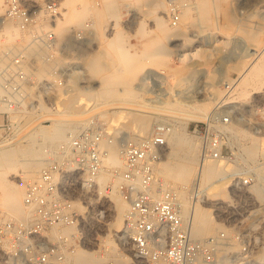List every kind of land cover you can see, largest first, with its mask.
<instances>
[{
  "label": "built area",
  "instance_id": "built-area-1",
  "mask_svg": "<svg viewBox=\"0 0 264 264\" xmlns=\"http://www.w3.org/2000/svg\"><path fill=\"white\" fill-rule=\"evenodd\" d=\"M190 1L164 0L166 17L173 26L179 24L182 9ZM62 12L61 0H0V38L5 41L0 51V116L8 118L24 102L31 104L35 92L43 97L61 86L67 65H76L66 57V43H58L54 29ZM8 24L17 28L16 36L6 30ZM90 34L89 21L72 31L78 43ZM40 52L42 61L53 64L44 79L35 75L36 53ZM93 117L79 130L70 131L25 185L21 197L24 216L0 209V264H74L72 254L77 246L86 248L99 241V227L112 211V184L98 180L106 169L104 139L121 146L122 167L113 173L119 180L116 190L128 206L118 237L127 264H213L216 238L203 242L191 238L173 193L154 175L167 148L169 123L158 122L147 136L134 137L108 133ZM231 121L229 111L213 113L192 128L204 158L238 164L228 174L227 198L219 200L224 226L219 250L233 264H264V174L233 143L228 131ZM257 130L264 132V126Z\"/></svg>",
  "mask_w": 264,
  "mask_h": 264
},
{
  "label": "rangeland",
  "instance_id": "rangeland-1",
  "mask_svg": "<svg viewBox=\"0 0 264 264\" xmlns=\"http://www.w3.org/2000/svg\"><path fill=\"white\" fill-rule=\"evenodd\" d=\"M149 1L136 4L137 9L133 10V13H137V18H133L123 5H115L118 6L116 11L114 8L110 13L104 11L100 18L85 12L86 14H82L76 21L67 23L62 34L59 35L55 31L59 38L58 43H66L65 48L68 50L66 57L70 62H76V65H67V74L61 86L43 94V97H39L35 92L33 94L35 99L31 104L30 101L24 102L8 118L0 116V124L3 125L0 127V143L7 138L11 139L10 141L15 139L9 150L17 151L16 159L27 158V154L23 152L27 151L30 144H24L23 136L34 126L52 123L49 116H44L33 124H29L27 120L35 115L37 117L61 110L69 92L74 97L65 108L66 117L61 123L62 137L49 140V144H44L47 148H55L70 131L79 130L93 116L94 122L103 125L108 133L114 135L119 131L134 137L140 136L134 134L135 121L139 118L147 120L150 124L149 133L158 122L169 123L171 130L179 129L180 122L177 116L186 114L193 109L190 105L201 101L206 103L199 110L203 111L200 114L204 115V118L188 119L181 129L186 136L198 143L199 163L205 161L211 163L212 160L203 157L201 141L193 134L192 128L196 121H205L213 113L230 112L232 121L228 131L233 143L239 144L242 151H245L254 137L258 139L259 148L264 150V132L257 133V128L261 129L264 126V83L257 85V88L248 87L247 91L250 92L245 96L237 93L236 86L232 83L243 77L248 66L258 60L255 55L248 54L250 51L248 46L256 48L260 55L264 51V0H226L227 11L221 10L217 15L210 13L209 18L194 15L191 19H184L183 25L180 24L181 17L177 25L180 27L178 28L180 34L177 37L157 28L154 14L150 12V5L147 7ZM95 2L99 4L100 0ZM165 14L164 19L167 20ZM85 21L91 24V34L84 42H75L72 31L81 27ZM259 28H262V31ZM253 31L261 33L255 38L257 40L250 36ZM258 40L260 42L257 45L255 43ZM207 44L211 46L216 44L213 51H208L209 58L201 51L197 58L193 57L187 61L179 59L180 49L193 52L197 48L210 47ZM36 59L38 65L42 61L40 53H36ZM94 63L97 65L96 68L91 66ZM50 64V68L38 79L47 78L48 71L53 65ZM173 103L175 105L172 108L170 104ZM171 108L174 110H170ZM241 130H245L247 134L240 133ZM105 142L108 143L104 139L102 144L109 145ZM118 144L120 145L119 142ZM48 156L49 154L45 155L46 163ZM259 157L264 158V155L248 159L256 162L258 171L259 166L264 165V160H257ZM219 165L228 172L238 167L237 163ZM38 173L29 174V181ZM11 179L19 181L21 176L13 174ZM225 181H228V186L230 183L228 175L214 183L220 184ZM220 196L219 200L227 198V195ZM190 200L204 204L203 207L213 214L215 219L213 222L219 225L217 228L220 230L216 228L214 234H207L203 241L214 237L218 242L219 233L224 226L215 209L205 198H199V194L194 190L190 194ZM0 209L19 216L2 204ZM185 224L189 228L188 221H185ZM102 233L100 230L99 234L103 235ZM224 254L225 251L219 250V257H215L213 264H219L220 259L225 260L224 264H233Z\"/></svg>",
  "mask_w": 264,
  "mask_h": 264
},
{
  "label": "bare ground",
  "instance_id": "bare-ground-1",
  "mask_svg": "<svg viewBox=\"0 0 264 264\" xmlns=\"http://www.w3.org/2000/svg\"><path fill=\"white\" fill-rule=\"evenodd\" d=\"M144 1L145 0H100L99 4H97L95 0L94 2H91L90 0H63L62 17L56 21V26L54 27V29L60 35L64 31L67 23L76 21L82 14H86L85 12H88V15H95L97 16V18H100L102 17V13L104 11L110 13V10L113 8L116 11L118 6L115 5H123L128 13L133 16V18H137V13H133V10L137 9L136 4H140ZM225 2L226 0H192L190 4L183 7L181 12L182 20L180 24L183 25L184 19H191L194 15H198L199 17L203 18H209L211 17L210 13L217 15L221 10L227 11V4ZM147 4V7H149L150 5V12L154 14L157 28L169 33V35L171 36L177 37L180 34L178 32V28L180 27L173 26L169 22L168 18L167 20L164 19V13H166V5L164 0H150ZM259 29H261L262 31V28ZM6 30L10 32L11 36H16L18 33L17 28L11 24H8L6 26ZM259 34L261 33L253 31L250 33V36H252V39H255L259 37ZM259 40L255 44L259 43ZM4 44L5 41L0 38V50L2 49L1 47ZM207 45H210V47H205L202 49L197 48L193 52L184 48L180 49V52L178 53L179 59L181 61H187L199 55L201 51L206 53V58H209L208 51H213L216 47V44H212V46L211 44ZM249 49L250 51L248 52ZM248 50V54L255 55L258 60L257 62H254L248 66V68L245 70L246 73L243 74V77L232 82L236 86L237 93H240L242 96H245L250 92L247 91L248 87L257 88V85H261L262 83H264V51L260 55V52H258V50L254 47L249 48L248 46ZM42 54L43 52H40V55ZM50 66L51 64L47 63L46 61L39 62L36 68L37 70L35 72L36 78L38 79L43 76L46 70L50 68ZM91 66L93 68L97 67L95 63ZM233 90L235 89L233 88ZM68 94L69 95L63 101L61 110H56L54 112L51 111V113L49 112L46 114L44 113L38 115L37 117L35 115L27 120L29 124H33L35 121L41 119L44 116H49L52 120V123L49 125L34 126L23 136L25 142L24 144H30V147H28L27 151L23 152V154H27V158L16 159L15 155H17V151L9 150L10 145L15 142V139H13V141H10L11 139L7 138L6 141L0 143V204L13 211L15 214L17 213V215L21 217L25 215L21 207V197L24 191L23 188L29 182L28 175H31L32 173H38L41 170L42 166L46 163L45 155L49 154V152L54 149L53 147L47 148V146L44 144H49V140L51 141V139H59L60 137H62L61 123L65 120L66 117V115H64V113L67 112L65 108L69 101H71L74 97V95L70 94V92ZM200 102L190 105V107L193 109L187 111L186 114L177 116L178 122H180L179 129H170L171 132H169L167 136L168 144L165 150V154L162 158L163 160L158 162L154 169L156 180H158V182L164 188L170 190L173 193L176 204L178 205L179 215L184 224L185 221H188L191 238L197 242H203V237H206V235L209 233L214 234V231L217 227H219V225L213 222V220H215L212 216L213 214L211 215V213L205 207H203L204 204H199L197 203V201L191 202V192L194 190L197 194H199V198H205L208 204L213 206L216 214L219 216V196H226L225 189L229 180L220 184L214 182L223 180L226 175L232 173V170L228 172L227 169H225L222 165H219V162L216 161H212L211 163L206 161L204 163H199L198 143L190 137L186 136L181 130L188 119L199 120L204 116L200 114L203 111L199 110H201V108L205 106L206 103ZM173 105L175 104H170L172 108L174 107ZM172 108L170 110H174ZM135 127L136 132L134 134L140 136H146L149 134L150 124L147 123V120H142L141 118L137 119L135 121ZM229 130L232 129L229 128ZM239 132L247 134L245 130H241ZM20 137H22V135ZM257 140V137H254L253 141L249 145H247L245 151H243L248 158L254 159L257 155H264V150L259 148V146L257 145ZM102 142H104V140ZM105 144H109L107 146H105L104 144L102 145V147L107 152V155L104 158V165L106 166V169L99 174L98 180L99 182L109 181L112 184V188L109 194V197L111 199L110 209L112 211L107 221H105L102 226L99 227L100 230L104 233H102L103 235L100 236L99 241L94 242L92 245L86 248L81 246L76 247L74 253L72 254L74 264L128 263V256L122 253L121 243L118 242V237L120 235V230L122 227V221L126 214L128 206L123 200H121L116 190V186L119 180L113 173L115 170L122 167V160L120 155L121 146L114 140L110 143L105 142ZM44 147H46V149H44ZM242 158L244 160L247 159L245 158V156H243ZM263 171L264 165L259 166V174L261 172L263 173ZM13 174H18L19 176H21V179L19 181H13L11 179ZM205 205L207 206V204ZM215 257H219V245L217 246ZM224 263L225 260H219V264Z\"/></svg>",
  "mask_w": 264,
  "mask_h": 264
}]
</instances>
